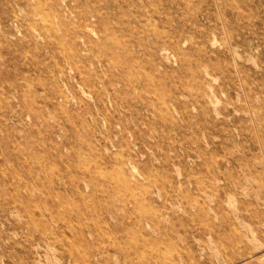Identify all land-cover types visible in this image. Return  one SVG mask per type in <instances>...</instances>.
Wrapping results in <instances>:
<instances>
[{
    "label": "rangeland",
    "instance_id": "rangeland-1",
    "mask_svg": "<svg viewBox=\"0 0 264 264\" xmlns=\"http://www.w3.org/2000/svg\"><path fill=\"white\" fill-rule=\"evenodd\" d=\"M0 264H264V0H0Z\"/></svg>",
    "mask_w": 264,
    "mask_h": 264
}]
</instances>
